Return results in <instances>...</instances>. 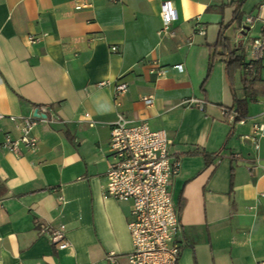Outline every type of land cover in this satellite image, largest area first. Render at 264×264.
Listing matches in <instances>:
<instances>
[{"label": "crops", "instance_id": "0c3cea01", "mask_svg": "<svg viewBox=\"0 0 264 264\" xmlns=\"http://www.w3.org/2000/svg\"><path fill=\"white\" fill-rule=\"evenodd\" d=\"M165 2L177 12L166 34ZM247 16L251 36L264 35V0H0V143L19 136L11 117L40 106L56 116L38 123L36 151L0 149V264H108L110 253L129 264L132 202L105 194L120 113L165 130L182 164L171 188L180 264L264 262V136L258 150L254 139L264 121V68L250 79L237 70L231 84L218 45L223 29L245 63L249 42L240 50L239 27ZM157 67L167 68L164 77L150 73ZM117 81L129 85L118 103ZM235 96L248 116L233 125ZM41 224L64 227L70 248L57 250Z\"/></svg>", "mask_w": 264, "mask_h": 264}, {"label": "built area", "instance_id": "2783aa9c", "mask_svg": "<svg viewBox=\"0 0 264 264\" xmlns=\"http://www.w3.org/2000/svg\"><path fill=\"white\" fill-rule=\"evenodd\" d=\"M110 1L120 3L122 0ZM83 7L79 5L76 9ZM161 16L162 33H169L177 18V12L169 2H165ZM254 25V18L247 16L239 27L240 32L246 34H240V50L247 48L249 42V56L242 69L248 79L254 75L257 67L264 68V35L252 37L250 32ZM113 50L117 48L114 47ZM174 69L178 72L184 71L183 65H176ZM150 73L164 77L167 68H153ZM107 84L103 82L99 86ZM128 89L129 85L125 82L115 83L116 103ZM144 101L149 106L152 105L153 98L145 97ZM188 102L201 110L204 109L205 102L201 99L191 98ZM236 116L237 113L233 111L232 123ZM55 117L49 106L35 107L27 116L11 117L10 119L16 122L19 136L6 135L0 143V149L19 157L24 156L26 152L36 151L39 147V139L35 133L38 123L50 122ZM85 117L90 119L89 114H85ZM94 126L95 123L91 122L90 127ZM263 136L264 121L255 123L256 150L259 149V141ZM109 147L110 167L105 194L117 201H130L133 205L131 220L128 223L133 243V250L126 255L129 264H180L184 246L182 224L180 208L173 198L171 188L182 164L174 157L168 133L165 130H155L146 122L133 124L120 113L111 125ZM1 205L0 200V207ZM63 229L64 227L54 229L49 224L40 225L42 234L50 233V241L57 250H66L71 246ZM106 261L108 264H120L118 256L113 253L107 255Z\"/></svg>", "mask_w": 264, "mask_h": 264}, {"label": "trees", "instance_id": "16d2710c", "mask_svg": "<svg viewBox=\"0 0 264 264\" xmlns=\"http://www.w3.org/2000/svg\"><path fill=\"white\" fill-rule=\"evenodd\" d=\"M238 18H239V15H238L237 19ZM218 45L225 47V49L227 50V53L224 54L223 57H224L225 63H226L227 77H228L229 82L232 84V79H233L235 72L237 70L243 69V67L245 66V63H244L245 56L243 53L238 54L239 51L237 49L231 47V43H230L229 39L226 38L225 31L223 29L220 33ZM210 69H211V67H210ZM246 90H247V88H246ZM233 111H235L237 113V116L235 117L234 122H233V125H235V124L240 123L241 121H243L247 118V116H248V104H247V102L243 101V100H239L235 96V108ZM233 111H231V113ZM230 114H229V117H230ZM64 135L67 139L72 140V138L68 132H65ZM188 154L189 155H195L198 153L188 152ZM204 157L207 160V162H210V160H212V157H210L206 154H204ZM233 184H234V174L232 173V186H233Z\"/></svg>", "mask_w": 264, "mask_h": 264}, {"label": "rangeland", "instance_id": "374dc122", "mask_svg": "<svg viewBox=\"0 0 264 264\" xmlns=\"http://www.w3.org/2000/svg\"><path fill=\"white\" fill-rule=\"evenodd\" d=\"M241 35H242V36H245L246 34H245L244 32H241Z\"/></svg>", "mask_w": 264, "mask_h": 264}]
</instances>
